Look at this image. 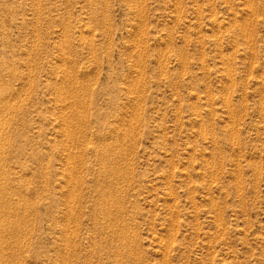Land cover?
Masks as SVG:
<instances>
[{"label": "rangeland", "instance_id": "rangeland-1", "mask_svg": "<svg viewBox=\"0 0 264 264\" xmlns=\"http://www.w3.org/2000/svg\"><path fill=\"white\" fill-rule=\"evenodd\" d=\"M0 264H264V0H0Z\"/></svg>", "mask_w": 264, "mask_h": 264}, {"label": "bare ground", "instance_id": "bare-ground-1", "mask_svg": "<svg viewBox=\"0 0 264 264\" xmlns=\"http://www.w3.org/2000/svg\"><path fill=\"white\" fill-rule=\"evenodd\" d=\"M80 123V122H79ZM72 141V140H71ZM111 166V165H110ZM107 167V166H106ZM112 169V168H111ZM111 171V170H110ZM115 175V174H114ZM69 176V175H68ZM73 178V177H72ZM77 181V180H76Z\"/></svg>", "mask_w": 264, "mask_h": 264}]
</instances>
